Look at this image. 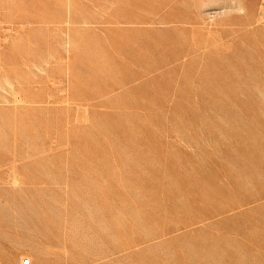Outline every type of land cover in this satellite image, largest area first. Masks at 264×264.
<instances>
[{
  "label": "rangeland",
  "instance_id": "374dc122",
  "mask_svg": "<svg viewBox=\"0 0 264 264\" xmlns=\"http://www.w3.org/2000/svg\"><path fill=\"white\" fill-rule=\"evenodd\" d=\"M264 264V0H0V264Z\"/></svg>",
  "mask_w": 264,
  "mask_h": 264
},
{
  "label": "built area",
  "instance_id": "2783aa9c",
  "mask_svg": "<svg viewBox=\"0 0 264 264\" xmlns=\"http://www.w3.org/2000/svg\"><path fill=\"white\" fill-rule=\"evenodd\" d=\"M23 264H31V261L26 260V261L23 262Z\"/></svg>",
  "mask_w": 264,
  "mask_h": 264
},
{
  "label": "bare ground",
  "instance_id": "6f19581e",
  "mask_svg": "<svg viewBox=\"0 0 264 264\" xmlns=\"http://www.w3.org/2000/svg\"><path fill=\"white\" fill-rule=\"evenodd\" d=\"M25 260H23V262H24Z\"/></svg>",
  "mask_w": 264,
  "mask_h": 264
}]
</instances>
